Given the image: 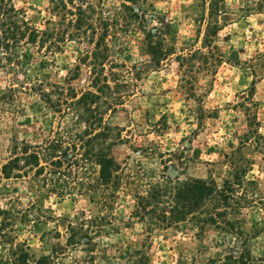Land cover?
Returning a JSON list of instances; mask_svg holds the SVG:
<instances>
[{
	"label": "rangeland",
	"instance_id": "obj_1",
	"mask_svg": "<svg viewBox=\"0 0 264 264\" xmlns=\"http://www.w3.org/2000/svg\"><path fill=\"white\" fill-rule=\"evenodd\" d=\"M12 3L37 28L48 19V0ZM224 3V26L215 41L224 62L214 76H199L197 93L204 95L200 102L187 98L179 88L174 57L160 66L150 62L143 35L135 26L111 33V62L124 65L129 86L124 89V104L106 117V123L120 133L111 149L118 161L140 162L155 171L162 169L163 161L169 174L211 179L219 188L232 178L228 157L242 144L235 158L238 162L242 158L249 168L246 180L252 185L247 193L254 198L236 216L243 235L210 226L200 229L187 222L155 231L147 239L139 224L129 222L134 201L121 190L114 223L101 238L104 251L97 254L96 264H122L135 249L145 251L149 264H185L191 258L207 261L235 251L242 242L255 258L264 257V71L258 74L252 109L259 139H251L246 117L236 105L253 80L248 60L264 54V7H259V0ZM151 13L168 26L167 42L177 54L200 47L204 31L200 0H154ZM83 52V45L69 43L49 58L24 45L13 52L11 61L0 64V166L10 157L14 142L40 144L50 136L54 118L41 90L65 84L73 76L68 70ZM69 82L78 92L88 89L87 67L80 66L78 77ZM0 209L28 213V218L16 224L15 237L32 259L48 255L53 245L63 247L67 223L75 216L96 212L85 196H41L30 175L0 182Z\"/></svg>",
	"mask_w": 264,
	"mask_h": 264
},
{
	"label": "trees",
	"instance_id": "obj_2",
	"mask_svg": "<svg viewBox=\"0 0 264 264\" xmlns=\"http://www.w3.org/2000/svg\"><path fill=\"white\" fill-rule=\"evenodd\" d=\"M48 19L37 28L17 9L12 0H0V64L12 60L21 46L33 47L42 57L55 58L69 43L84 46L77 64L68 70L73 75L65 84H50L41 90L46 107L52 112L50 136L40 144L14 142L10 157L0 166V182L26 178L36 180L41 196L66 195L87 197L94 215L81 212L67 223L63 247L52 246L48 255L32 259L16 242L15 227L27 214L0 209V264H96L104 251L101 238L114 223V209L121 190L130 193L134 209L129 222L142 227L148 239L155 231H166L182 223L203 229L210 226L242 237L236 218L254 202L248 196L249 171L242 158H235L242 144L228 157L232 178L219 188L211 179L185 174H169L165 162L160 171L118 161L111 153L120 133L106 123V117L124 104L129 82L124 65L111 62L109 38L118 28L135 26L143 35L150 62L160 66L174 57L179 88L187 98L200 102L199 76H214L224 62L215 44L223 29L224 0H200L204 31L199 48L177 54L167 42L168 26L151 10L154 0H48ZM264 7V0H259ZM111 63V64H108ZM247 64L253 80L236 105L246 117L251 139H259V125L253 96L258 74L264 71V54H257ZM85 66L89 73L88 89L78 92L75 80ZM249 103V104H248ZM81 253L80 258L73 254ZM122 264H149L142 249L132 250ZM185 264H264L255 258L246 243L223 257L207 261L191 258Z\"/></svg>",
	"mask_w": 264,
	"mask_h": 264
}]
</instances>
